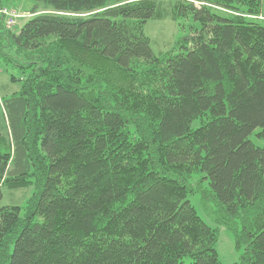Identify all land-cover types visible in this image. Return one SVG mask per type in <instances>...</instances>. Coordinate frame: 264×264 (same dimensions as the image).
Instances as JSON below:
<instances>
[{
	"label": "trees",
	"instance_id": "16d2710c",
	"mask_svg": "<svg viewBox=\"0 0 264 264\" xmlns=\"http://www.w3.org/2000/svg\"><path fill=\"white\" fill-rule=\"evenodd\" d=\"M33 1L20 29L0 17L20 84L0 199L32 189L0 206V264H221L194 194L239 264H264L262 0ZM164 17L187 34L159 57L143 27Z\"/></svg>",
	"mask_w": 264,
	"mask_h": 264
},
{
	"label": "rangeland",
	"instance_id": "374dc122",
	"mask_svg": "<svg viewBox=\"0 0 264 264\" xmlns=\"http://www.w3.org/2000/svg\"><path fill=\"white\" fill-rule=\"evenodd\" d=\"M199 7L202 2L191 0ZM262 12L264 15V0H262ZM33 0H10L8 7L20 12H29L33 6ZM224 12H229L223 10ZM262 15H247L250 19H256L264 23ZM27 21V19H21L17 22V25L13 30L20 29V27ZM145 35L150 40V45L153 53L159 57L168 56L170 54L178 53L181 48L179 47V41L185 36L186 28H183L177 21L172 20L169 17L160 19H150L146 21L143 27ZM17 75L16 70L11 67L1 65L0 63V127L6 129L7 113L4 108V100L9 97L13 92L19 89V82H11L10 75ZM259 130L256 129L249 135L256 145L263 146L264 141L255 137L254 133ZM31 188L2 189V195L0 199V206L17 204L23 205L25 200L31 194ZM198 215L210 226H216L218 228V239L216 242V251L221 264H239V253L235 250L232 234L224 225L212 223V221L206 215V209L199 203V195L194 194L189 197Z\"/></svg>",
	"mask_w": 264,
	"mask_h": 264
},
{
	"label": "built area",
	"instance_id": "2783aa9c",
	"mask_svg": "<svg viewBox=\"0 0 264 264\" xmlns=\"http://www.w3.org/2000/svg\"><path fill=\"white\" fill-rule=\"evenodd\" d=\"M33 16L30 12H20L9 7L0 8V17L3 18L5 28L13 30L17 22L21 19H27Z\"/></svg>",
	"mask_w": 264,
	"mask_h": 264
}]
</instances>
